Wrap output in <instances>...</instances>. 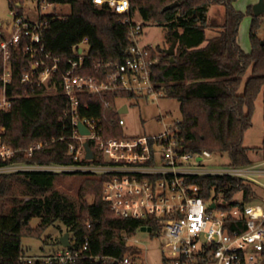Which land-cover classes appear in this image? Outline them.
Wrapping results in <instances>:
<instances>
[{"label":"trees","instance_id":"16d2710c","mask_svg":"<svg viewBox=\"0 0 264 264\" xmlns=\"http://www.w3.org/2000/svg\"><path fill=\"white\" fill-rule=\"evenodd\" d=\"M58 1L69 4L71 13L49 18L43 30L48 52L71 56L72 48L87 39L90 52L85 58L84 75H96L95 63L126 62L132 42L128 27L119 24L117 15L96 8L92 0ZM18 2L11 1L10 9L18 10ZM175 2L179 3L178 7L163 12ZM236 2L131 0V12L147 25L162 26L167 31V40L171 44L176 42L174 61L162 51L160 62L153 70V81L157 90L180 104L181 119L176 129L182 150L227 156L229 166L246 167L253 160L250 149L244 146V137L253 126L256 101L264 90V39L257 34L262 22L254 16L253 5L244 14L236 9ZM211 6L223 7L222 24L209 19ZM245 15L251 17L249 54L238 43ZM13 60L14 79L8 94L18 98L11 111L0 112V143L16 153L9 159H0V168L74 164L69 154L73 126L71 119L64 116L68 99L22 84L21 76L28 70L30 60L21 53H15ZM1 70L0 65V73ZM119 99L139 98L124 92L84 95L80 98L79 113L81 117L100 119L105 137H121L124 130L118 123ZM36 143L45 146L29 156L28 148ZM90 147L96 156L95 163H102L101 154L92 142ZM72 177L81 178L76 196L57 188L61 179ZM104 180V176L84 173L35 170L0 173V264H58L36 259L29 262L22 247L24 237L41 238L44 231L57 223H62L70 234L69 251H83L85 257L120 258L138 254L139 250L129 246L121 234L134 236L148 222L115 218L103 199ZM187 181L195 185L205 200L216 197L232 202L241 194L242 201L232 205L256 201V188L239 178L192 176ZM36 218L40 223L33 228L30 223ZM162 235L157 227L155 236ZM86 243L88 250H83ZM56 244L62 248L59 240ZM76 264L93 263L81 259Z\"/></svg>","mask_w":264,"mask_h":264},{"label":"built area","instance_id":"2783aa9c","mask_svg":"<svg viewBox=\"0 0 264 264\" xmlns=\"http://www.w3.org/2000/svg\"><path fill=\"white\" fill-rule=\"evenodd\" d=\"M98 9L117 15L119 24L127 26L132 46L125 63H95L96 75H84L85 58L89 55L87 39L72 48L71 56H55L46 50L43 30L49 18L66 16L57 12L62 4L58 0H39L36 17L26 18L22 4L11 10L5 34L0 42V112H9L17 96L8 94L13 84L14 54L28 57L30 64L21 76V83L32 90L40 88L45 94L64 95L68 109L64 116L71 119L73 132L69 154L74 164L67 166H35L23 169L18 166L0 168V173L15 171H47L58 173H84L104 176L103 199L115 218L148 222L140 228L162 230L165 243L162 247V264H264V162L246 167L208 168L203 164L215 155L208 151L186 153L182 150L177 133L180 120L167 122L161 116L164 133L159 136H132L126 133V121L120 118L124 130L121 137H105L101 120L81 117L80 98L108 93H129L138 97H151L154 101L166 97L157 90L153 81L154 67L161 54L153 46H141L139 40L147 24L131 12V0H92ZM71 8V6H70ZM69 15V14H68ZM260 20L264 27V14ZM1 30V29H0ZM264 39V31L263 37ZM82 44L88 46L86 51ZM120 100V99H119ZM118 100V101H119ZM87 108L86 105H84ZM123 106L118 105V110ZM124 114L120 115L123 116ZM82 124L88 134L79 129ZM63 140V139H61ZM90 142L100 152L102 163L97 164ZM94 154L87 159V149ZM36 143L28 148V155L43 149ZM16 151L0 143V159L14 156ZM23 167V166H22ZM192 176H230L244 180L263 192L256 201L243 206L235 201L211 197L205 200L193 184ZM137 234L123 232L121 237L138 249ZM86 243L83 250H88ZM140 254L124 257L83 256V251H59L36 259L58 264H76L87 259L93 264H141ZM35 259L28 260L29 262Z\"/></svg>","mask_w":264,"mask_h":264},{"label":"rangeland","instance_id":"374dc122","mask_svg":"<svg viewBox=\"0 0 264 264\" xmlns=\"http://www.w3.org/2000/svg\"><path fill=\"white\" fill-rule=\"evenodd\" d=\"M11 1L21 2L22 12L26 18L37 16L34 10L38 7L39 0H0V29L2 34H5L7 20L12 17L10 9ZM253 2L257 3L258 0H253ZM249 3L250 0H237L235 7L238 11L246 14ZM57 12L61 15H68L71 13V8L67 5H61L57 8ZM208 15L210 20H216L219 24H222L224 21V9L222 6H211ZM137 19L140 20L139 17H137ZM250 27L251 17L245 15L240 26L239 45L242 50L248 54L251 52V43L249 39ZM263 31L264 27H261L257 31L260 38L263 37ZM166 34L167 31L162 26L150 24L144 27L143 35L141 36L139 43L141 46H153L158 48V51L162 56V51L169 49L172 45L167 40ZM207 34L208 36L211 35L210 32H207ZM81 47L86 51L88 50V46L85 44H82ZM118 105L120 107L124 105L128 106V112L121 117L126 121V133L132 136L162 135L164 133V128L162 123L158 122L162 115L166 116L168 123H171L173 120L181 119L179 102L168 97L160 98L158 101H154L151 97H142L136 100L120 99ZM247 134L245 146L250 147V150L252 151V149H254L253 147L258 145L261 138L264 136V90L256 101L253 126L247 131ZM203 165L208 168L224 169L229 166V158L227 156H215L212 161L205 162ZM18 167L28 169V167ZM80 183L81 178H65L59 181L57 188L72 196H76ZM256 192V195H263V192L259 189H256ZM18 198L23 197L18 195ZM24 200H27V198H24ZM235 201L241 202L242 195H237ZM39 223L40 220L36 218L33 219L30 224L33 228H36ZM66 233H68L67 228L62 223H57L55 226L44 231L41 238L24 237L22 240V247L25 259H43L46 256L59 251L61 247L56 243L58 240L60 241L61 237ZM136 238L139 240L138 250L141 255L139 262L141 264H162V247L165 243V239L163 237L159 238L153 236L152 230L138 232ZM45 240H47L48 243H45Z\"/></svg>","mask_w":264,"mask_h":264},{"label":"water","instance_id":"95a60500","mask_svg":"<svg viewBox=\"0 0 264 264\" xmlns=\"http://www.w3.org/2000/svg\"><path fill=\"white\" fill-rule=\"evenodd\" d=\"M178 5H179L178 2L170 4L163 9V12L173 10L176 7H178ZM253 14L257 18L264 14V0H258L257 3L253 4ZM0 28H1V25H0ZM0 34H1V30H0ZM262 43L264 44V42H262ZM175 48H176V42H173L171 47L169 49L165 50L166 55L172 57V62L174 61L173 56L175 54ZM127 112H128V106L127 105H124L122 108H120L118 110L119 115L125 114ZM79 129L81 130V132L83 134H88V132L85 130V128L83 127L82 124L79 125ZM85 147L87 149V159H89V160L93 159L94 154L91 151V149L89 148V145L86 144ZM146 231H147L146 228L142 229V232H146ZM60 243H61L63 248H69L71 246L70 234L66 233L63 237H61Z\"/></svg>","mask_w":264,"mask_h":264},{"label":"crops","instance_id":"0c3cea01","mask_svg":"<svg viewBox=\"0 0 264 264\" xmlns=\"http://www.w3.org/2000/svg\"><path fill=\"white\" fill-rule=\"evenodd\" d=\"M255 2H253L252 0H250V3L248 6L253 5ZM238 43H239V37H238ZM247 133L245 134L244 137V146H245V141H246V137H247ZM250 138V135H249ZM264 136L263 138H261L260 143L258 145H255V147H253L254 149H252V151H249V156L250 158L253 160V164H259L264 162ZM247 147V146H245ZM250 149V147H247ZM257 149V150H256Z\"/></svg>","mask_w":264,"mask_h":264}]
</instances>
